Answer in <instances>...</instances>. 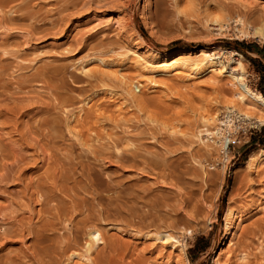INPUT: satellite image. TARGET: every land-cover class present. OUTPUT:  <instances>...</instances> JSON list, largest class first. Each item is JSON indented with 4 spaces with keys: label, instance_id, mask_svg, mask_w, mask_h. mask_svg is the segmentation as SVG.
<instances>
[{
    "label": "rangeland",
    "instance_id": "1",
    "mask_svg": "<svg viewBox=\"0 0 264 264\" xmlns=\"http://www.w3.org/2000/svg\"><path fill=\"white\" fill-rule=\"evenodd\" d=\"M217 12L223 30L205 21ZM238 17L262 24L264 0H0V264H182L164 231L189 264L229 246L227 264H264V161L243 164L264 122L232 111L218 122L227 152H206L193 133L213 130L200 116L221 118L231 82L136 65L233 49L257 90L243 41L262 54L264 40L234 32ZM227 209L241 215L233 235Z\"/></svg>",
    "mask_w": 264,
    "mask_h": 264
},
{
    "label": "bare ground",
    "instance_id": "2",
    "mask_svg": "<svg viewBox=\"0 0 264 264\" xmlns=\"http://www.w3.org/2000/svg\"><path fill=\"white\" fill-rule=\"evenodd\" d=\"M207 16L208 17L206 18L205 21L211 23L212 25L214 24V26L216 25V27H218L221 30H223L222 28L224 26L228 25L227 24L228 22L226 21L225 18L227 16L224 13H220V12L219 13L217 12L215 14L209 13ZM235 21L238 23V25L234 26L235 28L234 32L243 33L245 35L252 34L255 35L257 38L264 40V22L260 25L249 27L248 26L249 24L248 23H247L248 25L244 24L240 17L235 18ZM208 50L204 48H199L195 52L188 51L189 54L195 53L196 55L187 54L188 56L186 57H181L179 55L170 57L167 53H165L164 55H160L159 58L157 57L154 64L146 60L143 61L144 59L141 61L142 59L141 57L140 60L137 59L136 65L137 67H139V69L140 67L145 68L148 72H153L155 70L157 72V70H159V72L162 73L175 72V73L184 74V76L201 75L204 72H208L211 73L212 75H218V77L220 76L221 78L223 76V78L225 77L224 79H227V81L231 82V86H232L231 99L228 100V103L226 105H224L225 113L223 115H220L221 118L218 116L217 113L216 114L212 113L214 115H208V116L199 115L202 118V122H203V123L201 122L202 124L208 123V121L210 120L212 122H216V124L213 127V130H209L207 127L200 128V126H197L195 132L193 133V136L195 134L197 139L200 140L204 151L206 152L212 151L211 149L217 148V146L218 147L220 146L221 150L226 151L228 149V142L230 141L231 137L229 136V134L227 136L226 135L224 136V132H222L223 130L220 129L221 124L219 125L218 122L222 121L226 124H229L230 121L229 119H232L230 118L231 117L230 114L232 111L240 118V120L241 119L243 120L244 118H248L249 120H253V122L255 123L264 122V97L258 90L252 88L249 82L247 81L246 72L244 70L243 56L240 53L236 52L233 49L220 48L221 51L220 53L221 56H220L216 54L215 51L212 52ZM146 80L151 82L152 84L157 82L154 79L153 75L148 76ZM141 84H144L143 81H136L135 83H131L130 90L131 92H133L132 94L136 93L135 89L138 90L139 88H141L140 87ZM262 161H264V149H258L256 151L251 152L243 164L246 167L254 166V168H256L258 166L257 164L262 163ZM231 217H232V221H231ZM240 219H241V215L235 213L234 211H231L230 209L226 210L225 226L229 230L227 231L228 233H231L232 235L234 234L235 230H233V226L234 227L238 226ZM178 226L181 234L185 232L189 234L191 232L190 226H184V224ZM177 236H174L170 232L164 231L162 233L159 232V234H156L154 238L155 239L158 238L161 241V243L165 242L164 244L167 243L172 248L174 247V249H176L177 252L176 254L178 255L177 257L179 258L181 263L189 264L188 258L184 251L185 245L184 243H182L181 240H179L180 238L179 239L177 238ZM102 237L103 236L101 235V232L98 228H94L90 230L88 233V238L90 239L91 243L90 241L87 242L86 247L87 244L90 243V245H92L93 241L101 240ZM231 240H232L231 238H228L226 243L227 244L232 243ZM229 250H230V246L229 248L227 247V249L224 252L217 253L216 258L214 259V264H227L226 260L228 258L227 256L230 254V253L228 254ZM262 253L264 256V252ZM246 254H247L246 252H240L239 258L241 259L244 258ZM71 255L73 257L75 256V258H79L80 260L82 257L84 259V255L78 252H72ZM84 261H86V259H84Z\"/></svg>",
    "mask_w": 264,
    "mask_h": 264
},
{
    "label": "crops",
    "instance_id": "3",
    "mask_svg": "<svg viewBox=\"0 0 264 264\" xmlns=\"http://www.w3.org/2000/svg\"><path fill=\"white\" fill-rule=\"evenodd\" d=\"M247 48H243L245 51L251 53V59L255 62V72L257 76L256 86L257 90L263 95L264 97V52L262 54L258 53L260 50V46L249 43L246 44Z\"/></svg>",
    "mask_w": 264,
    "mask_h": 264
},
{
    "label": "trees",
    "instance_id": "4",
    "mask_svg": "<svg viewBox=\"0 0 264 264\" xmlns=\"http://www.w3.org/2000/svg\"><path fill=\"white\" fill-rule=\"evenodd\" d=\"M242 42V41H241ZM244 43H246V44H249L250 42H246V41H243ZM259 90V89H258ZM263 128H264V125H263ZM263 146H264V144H263Z\"/></svg>",
    "mask_w": 264,
    "mask_h": 264
}]
</instances>
